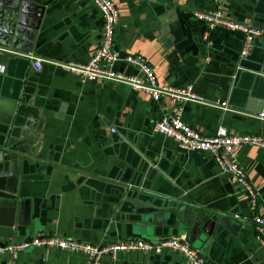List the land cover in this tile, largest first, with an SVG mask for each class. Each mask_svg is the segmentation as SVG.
<instances>
[{"label":"crops","instance_id":"crops-1","mask_svg":"<svg viewBox=\"0 0 264 264\" xmlns=\"http://www.w3.org/2000/svg\"><path fill=\"white\" fill-rule=\"evenodd\" d=\"M18 1L19 7L9 10L29 19L2 18L5 42L31 43L30 54L46 59L89 60L103 28L101 12L91 0ZM112 1L118 11L114 45L124 55H142L159 85H191L204 101H227L240 110L249 100L264 103V35L255 37L248 55L241 57L242 32L209 28L195 17L196 11L221 6L229 18L264 29V0ZM38 17L34 30L30 23ZM0 48V95L17 104L13 126H7L10 142L19 143L21 151L28 146L27 154L35 155L18 174L12 168L0 172V206L18 196L28 199L30 218L24 234L0 233V242L37 233L85 243L179 237L212 264H264V247L255 240L252 221L254 214H264V148L243 144L236 150L257 193L252 210L247 193L221 173L208 152L183 150L153 130L157 120L178 111L183 122L202 134L224 126L264 136V117L170 95L154 101L125 83L81 81L48 63L35 70L27 53L6 44ZM112 68L140 73L123 59ZM201 214L215 220L209 234L197 220ZM221 217L226 223H220ZM0 264H86V256L34 246L15 259L1 255ZM100 264L189 263L182 253L165 248L161 253L123 251L116 259L103 257Z\"/></svg>","mask_w":264,"mask_h":264},{"label":"built area","instance_id":"built-area-1","mask_svg":"<svg viewBox=\"0 0 264 264\" xmlns=\"http://www.w3.org/2000/svg\"><path fill=\"white\" fill-rule=\"evenodd\" d=\"M91 1L101 12L103 28L101 40L89 60L85 63L72 60H51L27 53L26 56L31 60L33 69L38 70L44 63H48L78 75L81 81L103 79L125 83L133 89L148 94L154 101L159 100L162 95H170L178 100L204 103L220 111L230 109L227 101H204L201 96L192 90L191 85L183 88L159 85L155 72L142 55L127 54L121 56L114 49V32L118 22V11L115 3L112 0ZM195 17L203 20L209 28L222 27L230 31L242 32L244 36L240 51L241 57L248 55L255 37L264 35V29L260 27L242 23L226 16L221 6L211 10L196 11ZM203 38H207L206 33H204ZM119 59H123L127 64L137 65L140 73L127 75L113 70L112 65ZM3 71L4 65L0 63V73ZM258 117L263 116L260 114ZM153 130L172 138L178 147L183 150L208 152L218 164L221 173L228 175L232 182L247 193L250 208L254 210L257 207L256 190L248 180L244 168L236 160V150L243 144L264 148V136L231 132L224 126H218L216 132L212 135L202 134L197 129L183 122L178 111L157 120L153 124ZM111 131L114 132L115 128H111ZM252 221L255 228V240L264 247V214H254ZM34 246L80 251L86 256V264H100L105 256L116 259L118 253L123 251L161 253L165 248L182 253L189 264H212L198 249L179 237H162L156 241L128 238L110 243H85L59 235L37 233L29 239L6 243L0 242V256L6 255L11 259H15L19 252Z\"/></svg>","mask_w":264,"mask_h":264},{"label":"water","instance_id":"water-1","mask_svg":"<svg viewBox=\"0 0 264 264\" xmlns=\"http://www.w3.org/2000/svg\"><path fill=\"white\" fill-rule=\"evenodd\" d=\"M20 1L18 0H0V30H2V18H7L10 21H15L17 16L19 17V22H24L25 19H29L22 13L12 12L9 10V8L17 9L20 5ZM21 8L24 10V4H21ZM18 22V23H19ZM39 17L34 18L31 21V26L34 30L38 28L39 25ZM6 24L12 25V23L7 22ZM174 27H176L177 31L179 32L177 21L174 24ZM19 30H22L20 27L17 26ZM17 30L16 34L20 35L22 32ZM24 31V30H23ZM29 33H32L33 38V31H28ZM19 41V39L15 38ZM4 40V41H3ZM0 44H6V46H11V48H14V50H19L20 52L24 53H30L32 51V45L26 44L25 46H20V44H17L16 42L8 43L5 42V39H2L0 34ZM10 44V45H9ZM114 49L117 50L121 56H123L125 53H122L117 46L114 45ZM227 105L229 103L227 102ZM264 103L263 101H254L249 100L244 107V110L235 109L233 107H230L232 110H239L241 112L249 114L250 112H255L257 116L262 114L264 117V111H262ZM16 109L17 104L16 101H11V103H8V100L4 99L0 95V126L5 127H11L13 126L15 117H16ZM2 129L0 128V172L7 171L8 169L12 168L13 172L16 174L22 171L23 166L29 165L31 163V159H34L35 155L30 156L27 154L28 152V146L22 145L24 148V151L20 150L19 143H13L10 142V130L11 129ZM35 152V151H34ZM116 194H119L116 193ZM2 206H0V233L3 234L6 237H11L13 233L19 232L20 234H24L23 228L28 227L30 225V218H29V211H28V205L29 200L28 199H22L20 196L8 201L4 200ZM2 211H5L2 215ZM198 221L204 222L203 229L206 231L207 234L210 233V228L212 225L215 224V220L211 219L207 215L201 214L197 217ZM220 223H226V218L221 217ZM29 238V237H28ZM24 238V239H28Z\"/></svg>","mask_w":264,"mask_h":264}]
</instances>
